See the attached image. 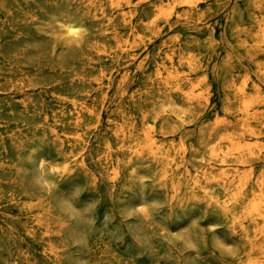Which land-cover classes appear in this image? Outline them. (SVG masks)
Returning a JSON list of instances; mask_svg holds the SVG:
<instances>
[{
	"label": "rangeland",
	"instance_id": "obj_1",
	"mask_svg": "<svg viewBox=\"0 0 264 264\" xmlns=\"http://www.w3.org/2000/svg\"><path fill=\"white\" fill-rule=\"evenodd\" d=\"M195 1L189 16L182 0H135L123 16L88 0H0V264H251L250 250L264 260L263 219L226 216L240 211L229 197L246 171L264 170V101L248 156H230L228 140L241 96L224 111L232 84L251 95L263 80L264 94V46L245 45L264 0L257 15L251 0ZM159 4L172 13L130 33L127 20ZM71 17L86 24L77 46L55 41ZM160 66L179 73V89L155 78ZM152 137L156 149H129Z\"/></svg>",
	"mask_w": 264,
	"mask_h": 264
},
{
	"label": "bare ground",
	"instance_id": "obj_2",
	"mask_svg": "<svg viewBox=\"0 0 264 264\" xmlns=\"http://www.w3.org/2000/svg\"><path fill=\"white\" fill-rule=\"evenodd\" d=\"M88 1L90 3L89 6L92 5L94 8L97 7L102 10H105V8L107 7L117 6L119 10L122 12L124 11L125 6L132 7L135 5V0H88ZM182 2L186 4L189 8L188 16L198 11L197 9L198 5L196 4L195 0H182ZM261 6H262L261 0H251V5H250L251 13L257 15V13L261 12L262 10ZM171 11L172 10H170L167 6H164L162 4L156 6L154 5L150 10V14L147 16H143L136 25L133 24L132 19L127 20L126 25H128L130 33L138 36L139 28L152 29L157 24L160 18H162L165 15L171 14L172 13ZM90 15H91L90 12L84 13V16H90ZM123 16H125L124 12H123ZM179 17L181 16L179 15ZM197 22L201 23V25L204 24V18L200 16ZM255 24L257 26V31L249 36L248 40H250L251 42H247L248 40H246L245 45L247 44L246 45L247 48H251L255 52V54H258L260 53V51L264 46V17L261 16L258 17ZM86 31H87L86 24H84V21L82 19L74 18V17L66 18L61 22L59 30L57 31L60 34L56 35L55 41L67 45L77 46L84 41L86 37ZM250 43L251 45L248 46V44ZM97 54L102 56L103 54H105V52L100 47H97ZM247 56L249 57V55ZM163 71L168 73V76L166 78H163L162 75ZM257 75L259 78L264 79V63H260V62L258 63ZM155 78L159 80H164L165 84H167L168 86H170L173 83L174 88L177 89L180 88L178 82L179 73L176 70H170L165 66H160L156 70ZM262 81L263 80H261V82ZM261 82L255 83L254 85L255 91L251 95L245 94L246 87L244 88L242 86H238L237 84H232L230 86V91L232 92L233 96L231 95L225 101L224 111L227 114H229L231 111L228 108V105L231 104L232 101L237 98V96H241L240 104L242 106L240 111H242L244 114L241 130L235 131L232 135L228 136V140L230 141V145L232 146L231 148L232 154H230V156H233L234 154L238 153L240 154V156L244 157V156H248L247 154H249L248 153L249 151H252L250 149L251 145L249 144V142H247V139L245 137L246 136L245 132H247L249 138L259 139V135L256 134L255 131L251 130V120L260 121L262 119L261 116L255 114V112H252V108H254L256 104L264 101V94L262 93ZM75 108H78V105L76 103H75ZM82 121H83V117L82 115H79L77 120L78 123H76L77 126H80L82 124ZM218 125H219V120L218 123H215V125L212 126L208 125L209 136H212L214 134L215 127H217ZM143 140L144 138H142V141ZM254 145H256V143ZM156 146H157V142L155 138L152 137L150 140H146L145 144H143V146L140 149L134 147L129 149L131 151L137 152L138 154H141L144 151L145 147L155 148ZM257 146L259 147L257 152L258 157H260V159H262L264 162V144H259V145L257 144ZM211 151L214 154L216 153V155L218 154L216 147ZM167 157H168L167 160L168 163L166 164L165 167L166 176H167L168 168H170L175 161V158L171 156V153H169ZM224 158L226 157L224 156ZM40 163L42 167L45 168L47 164L46 160L42 158L40 160ZM203 175H204L203 172L200 173L199 177L194 182L197 188H202L201 178ZM220 178H222L220 175L215 176V180ZM249 193L252 194V198L246 199ZM229 200L235 204L238 203L240 206V211L227 213L226 216H231L232 218H234L235 221H240L241 219H248L252 221L254 219H259V218L263 219L264 221V170H260L259 172H256L254 167H250L244 174V177L239 181L238 190L233 191V193H231ZM257 250L264 252V242L257 246ZM249 255L251 258L249 260L251 264H264L263 259L253 258V253L251 250L249 252Z\"/></svg>",
	"mask_w": 264,
	"mask_h": 264
},
{
	"label": "clouds",
	"instance_id": "obj_3",
	"mask_svg": "<svg viewBox=\"0 0 264 264\" xmlns=\"http://www.w3.org/2000/svg\"><path fill=\"white\" fill-rule=\"evenodd\" d=\"M42 164H43V162H42Z\"/></svg>",
	"mask_w": 264,
	"mask_h": 264
}]
</instances>
